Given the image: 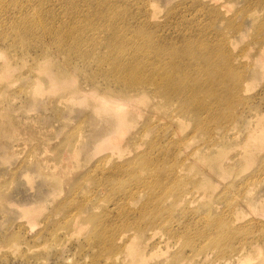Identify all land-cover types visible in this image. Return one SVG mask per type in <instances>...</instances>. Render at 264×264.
Returning <instances> with one entry per match:
<instances>
[{
    "label": "bare ground",
    "instance_id": "bare-ground-1",
    "mask_svg": "<svg viewBox=\"0 0 264 264\" xmlns=\"http://www.w3.org/2000/svg\"><path fill=\"white\" fill-rule=\"evenodd\" d=\"M52 1L38 0L39 9L30 15L32 23L17 22L9 19L10 15L4 16V23L20 41L16 37L11 39L9 47L5 37H0V57L3 58L0 95L8 100V88L25 75L31 79L28 86L20 89L26 92V97L35 100L43 97L46 91L53 98L58 96L56 103L62 100L81 105L90 103L99 120L103 117L110 122L109 127L106 125L108 128L104 129L103 126V130L101 127L95 137L92 149L95 162L89 170L83 166L71 171V159L65 161L60 153L55 156L60 164L54 161L58 166L49 163V167L56 170L61 167L63 188L69 195L83 191L81 178L88 176L99 184L98 189L104 191L108 185L109 191L114 192L113 195L108 193L109 198L116 194L117 199L128 206L121 205L122 211L117 210L115 214L104 207V215L95 226V234L102 246L113 251L112 263L152 264L151 259L156 258L153 264H245L252 259H259L264 264V200L256 195L259 193L256 187L264 184V111L252 110L246 102L248 99L243 98L247 89L241 71L243 67L238 69L237 65H247L243 62L246 54L235 55L225 48L227 43L223 46L225 42L222 44L218 39V45L210 42L214 38L211 39L208 32V28L213 27V17L209 14L212 21L208 18L209 22L199 26L198 39L195 37L192 42L194 37L190 39L184 35L188 33L184 27L181 29L185 31L179 30L183 34H176L175 40L168 38L172 35L165 38L168 31H163L165 37L155 35L154 31L161 24L149 10L146 16L138 12L140 14L134 18L127 17L126 13V16L116 13L123 3L119 0H55L56 5L50 6L48 3ZM256 1L264 11V0ZM226 3L228 5L230 0ZM85 5H89L90 10L81 12ZM18 7L25 8L21 4ZM67 8L75 9V12H61ZM260 15L257 9L250 12L255 23ZM83 17L88 18L87 22L81 21ZM106 23L113 26L114 40L115 35L119 39L130 30L134 33L129 43H115L116 54L109 46L112 51H108L113 53H107L109 58L107 54L104 58L102 51L96 56L98 49L83 46L84 33L74 32L91 27L93 29L88 30L99 35L101 30L94 28H102ZM240 24L239 28L243 27ZM43 36L50 39L43 42ZM112 39L110 42L114 43ZM258 43L259 49L252 57L253 65L264 68V43ZM31 44L37 48V56L28 54L24 57L16 51L21 45L22 53H30ZM130 44L132 50L127 52ZM73 55L77 56L71 60ZM30 59L33 62L30 71L34 75L16 74L14 64ZM79 78L90 87H83ZM209 96H213L211 100ZM147 101L161 114L156 116V121H153L154 117H148L149 120H145L148 124L145 123L141 130L142 123L139 124L136 130L140 138L138 136L139 140H136H145L147 136L150 139L143 141L147 142L144 148L141 141L131 149L136 136L128 134L134 118L130 115L141 116V108H138ZM245 102L251 109L238 110L237 106ZM4 116L9 118L10 115ZM248 116H252L254 122L251 126L248 124L245 134L235 130L234 127L243 124ZM225 118L229 121L224 122ZM8 122L4 123L6 127L17 130L16 123L9 119ZM190 123L193 126L191 132L183 134ZM161 135H167V143L160 142ZM79 136L72 142L75 147L80 141ZM234 139H239L241 146L231 151L229 141ZM128 142L130 149L125 148ZM252 168L250 174L240 178L243 171ZM87 202L88 197L80 202L77 221L80 219L81 224L97 220L93 212L85 214L86 220L82 219L89 204L92 209L101 208L103 204L89 203L87 206ZM258 202L261 207L256 206ZM119 219L118 226L124 229L118 232L111 220L116 224ZM109 229L114 231L109 232ZM161 249L166 251L159 254L160 258L157 252Z\"/></svg>",
    "mask_w": 264,
    "mask_h": 264
},
{
    "label": "rangeland",
    "instance_id": "rangeland-1",
    "mask_svg": "<svg viewBox=\"0 0 264 264\" xmlns=\"http://www.w3.org/2000/svg\"><path fill=\"white\" fill-rule=\"evenodd\" d=\"M119 1L120 3H123L121 5L122 7H119L118 12L115 11L116 13H119L122 16H126V13L127 17L133 18L140 14L138 12H141L145 16L149 14V12L150 15L155 14L156 22L161 24V27L158 26L157 30L154 31L155 35H164L163 37H165L163 31H165V33L168 31L166 33L168 35H166L165 38H167L169 35H172L173 37H168L171 40L172 38L173 40H175L177 36L176 34H183V31L186 30V32L188 31V33L184 35H188L190 39L194 37V40H191L192 42H194L195 37L196 39H198L197 32L200 30L198 29L199 26H203L205 23L209 22L208 18H210L211 22L212 16L213 27H209L208 32L210 35H212L211 39H214L210 42L215 46L218 45L217 42L222 41V44L225 42L223 46H225V44L227 43L225 48L229 49L235 55H239V53L240 55L246 54V56L243 58L245 61L243 62L247 63V65H237L238 69L240 67H243L242 70H240L243 72L242 74H244L243 76L247 89V91L243 93V98L248 99L246 102L249 103V106L252 108V110L254 108V111L257 109H259L260 111H264V68H257L255 65H253L252 58L259 49L258 47L260 46V44L258 42L260 41L261 44L264 43L262 40L264 39V11L262 10V6H260L256 0H230V3H228V5L226 3L228 2V0ZM125 2L131 5V9ZM124 3L126 5H124ZM19 4L23 5L25 8L19 9ZM48 4L50 6H55L56 1L53 0ZM3 8L8 9L9 12L6 13ZM125 8H127L126 10L128 12L125 10ZM142 8L144 9V11ZM37 9H39L38 0H19L18 4L13 0H0V37H5V39L8 41L9 47V41L11 39L14 40L15 37L19 41L20 39L19 37L15 36L14 32H12L6 26V23H4V16L10 15L9 19L17 22L27 21V23H32L31 19L33 17H31L30 19V15L32 16L34 14L33 11L35 12ZM252 9H257L258 14H261L256 23L253 17L251 18L250 16V12ZM65 10L68 14L75 12V9L70 10L68 8L62 9L61 12L63 13ZM81 10H83L81 12H88L87 10H90V7L89 5H85L81 7ZM91 11H95L94 8H91ZM209 11L212 12L213 15L211 13H208ZM169 12H171L172 14ZM208 14L211 16L208 17ZM177 18L182 21L180 22ZM86 19L88 18L83 17L81 21L87 22ZM253 21L255 24L253 23ZM239 24L241 26L243 25V27H240L241 29L239 28ZM103 26L102 28L104 31L102 30L101 26H99L98 29H95L97 27L94 28V30H101L99 31V35H96V33H92L91 31H89V28L91 30L93 29L91 27H85L78 31L74 30V32L79 35H82V32L84 33V41L82 43L84 47L93 50L98 49V52L96 51V56H100L103 53V57L106 58L107 53H109V55H113V53L116 54V52H114V50L117 48V45H115V43H118V45L123 44L126 43V41L128 42L134 38V33L132 30H130L127 32V35H124L125 38L120 36L118 37L123 41L117 39L118 35H115L113 37H116L114 40L112 39V32H114V29L112 28L113 26H109L108 23H106V25L104 24ZM165 26L170 27L166 28ZM177 26L180 29H177ZM183 27L185 30L181 29ZM176 29L178 30V32ZM170 30H172L173 32H171ZM179 30H183L181 31L182 33ZM140 31L144 32L143 29H141ZM157 31H159V33ZM214 32H216L215 34L217 36L214 34ZM101 36L104 38V40ZM219 36H222L223 38H219ZM110 38L114 43L110 42ZM48 39H50L49 36H43V42ZM97 41H100V45L97 43ZM142 42L143 40H141V43ZM139 43L140 41L137 42V44ZM221 43H219V45ZM97 45H99L100 47ZM20 46L16 49V51L21 56L26 57L28 56V54L37 56V54L35 53V50L37 48H35L34 44H31V46L29 47L30 53H22V49H20ZM101 46L103 47V49ZM109 46H111L110 48L113 49V51L109 48ZM128 48L129 49L127 50V52H130L132 50L131 44ZM108 50H111L113 53L109 52ZM100 51H102L101 54ZM109 55L107 54V58L111 57ZM76 56L77 55H73L70 57V59L72 60L76 58ZM2 59L3 58L0 57V63ZM75 61L79 62L77 60ZM32 64V59H30L26 63L19 62L17 64H14L15 73L18 74L20 72L25 73L29 76L34 75V72L30 71ZM250 64L252 68L250 67ZM106 67H108V64H106ZM30 80V77L27 78L24 75L19 82L15 83L14 86L12 85L8 88L10 91L6 89L5 91L8 90L7 93L9 94L8 100H5L4 95H0V112L1 110H3V114H0V125H3L0 126V264H113L112 258H110L113 251H109L102 246L103 244H101L95 234V226L98 220L101 219L104 215L105 208H110L111 213L115 214L117 210L122 211L121 205H124L125 207L128 206L119 201L116 197V194L114 195V197L109 198L108 193L113 195L114 192L109 191L108 185L106 189H104V191L98 189L99 184L92 182L88 176L81 178L80 186H84V190L77 192V194L74 196L69 195L67 194V190L63 188L64 185L62 181V175L59 173L61 167L57 168V170L49 167L50 164H60L59 159H55L57 153H60L61 155H64L62 156L65 157V161H68L66 160L68 158L71 159V163H69L71 164V171L75 172L77 170H80L83 168V166L89 170V168H91V166L95 162V159L92 158V153L95 145V137L101 132V130H103V126L104 129L107 126L109 127L110 122L103 117H100L99 120V117L95 116L96 113L94 112L93 107L90 105V103L81 105L72 102L64 103V100H62L58 101V104L56 103V99L58 98V96L53 98L46 91L44 93V96L40 97L41 99L37 98L34 100L29 96L26 97V92L24 93L20 89L22 87L24 88V86H28ZM81 81L82 79H80L79 82L80 84H83V87H90L87 86L86 82L81 83ZM211 97L213 96H209L208 99L211 100ZM246 102L242 104L245 105L243 106L245 109L240 104L237 106L238 110L241 109L247 111L250 107L248 106V104H246ZM150 103L151 102L147 101V103L145 102V105L141 104L139 106L138 109L141 108L140 112H142L141 116L140 114H137V116L136 113L130 115L134 118L132 119L133 126L132 128H130V131H128V134H131L129 136L136 137L135 139H133V142L135 144L132 142V140L129 141L130 143H133H131V145H133L131 146L132 148L129 146L130 144L128 142L125 145L126 149H133L136 143H141V141V147L144 148L146 146L145 143L147 144L148 139H150L147 136L148 139H140L141 141H138V136L140 138V134L136 130L140 127L139 124L142 123V125L140 124L141 127L139 128L141 130L142 126H144L146 123L145 120H149L150 116L151 118L154 117L153 121H156L157 117H159L157 115L161 114L158 109L155 110L153 107H150ZM6 108L8 109L6 110ZM5 114L7 116L10 115L8 116L9 118L5 117ZM251 117L252 116H248L247 120L243 124H240L239 126L237 124L234 129L240 130L241 133L245 134L248 124H250L249 126L253 125L254 120L253 117L252 119ZM8 119L11 121V123L14 122V124L16 123L18 125L17 126L15 124V127H17L18 131L13 128L6 127L7 125L5 124L9 123ZM165 120L167 121L169 120V118H165ZM223 121L227 122L229 120L225 118L223 119ZM164 124L167 125L169 123ZM214 124L215 123L213 122L212 125L214 126ZM101 127L102 129L100 130ZM188 127L189 128H186V130H184L183 134L191 132L193 127L191 123L190 126L188 125ZM80 129L83 131H81ZM5 130H8V132ZM34 131L35 134H33ZM132 131H135L134 134ZM79 132H81V134ZM152 132L151 134H153ZM233 135L236 136L235 134ZM78 136L80 138V141L78 142L79 144L77 143L78 146L75 147L74 143L72 142ZM136 138L138 140H136ZM146 140L147 142H143ZM167 141V135H161L160 142L162 144H165L167 143ZM229 142L231 143L232 147L231 151H234L236 148L241 146L239 145V139H234L233 141L231 140ZM252 171L253 168L243 171L240 178L250 174ZM256 188L259 191V193L256 195H258L260 199L262 198V200H264V184H260ZM85 197H88L87 206L89 203L103 204L100 205L101 208L97 207L95 209H92L91 204H89V206L84 209L82 217H84L85 214H90V212H93L95 218L97 217V220L95 221L94 219L89 221L88 224H81L80 219V222L77 221V219L78 214H80L79 206L82 205L80 204V202L84 200ZM112 198H114L113 201H111ZM105 200L110 201V203H106ZM256 206L261 207V205H259V202L256 203ZM82 219L86 220V217ZM76 221L77 225H74ZM119 221L120 219L115 224V222L111 220L114 230L117 227L118 232L124 229V227L119 228ZM114 230L109 229L108 231L113 232ZM162 251L166 250L161 249L160 251H158L157 257L159 256V254L163 253ZM170 251L172 252L173 250ZM152 261L153 263H155L157 259L152 258L151 263ZM262 263L263 262L259 259H252L245 264Z\"/></svg>",
    "mask_w": 264,
    "mask_h": 264
}]
</instances>
